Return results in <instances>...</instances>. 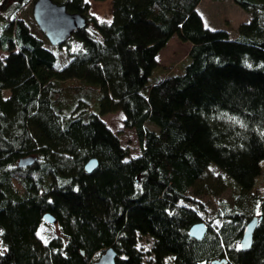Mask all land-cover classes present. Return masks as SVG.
I'll return each instance as SVG.
<instances>
[{"label": "trees", "instance_id": "1", "mask_svg": "<svg viewBox=\"0 0 264 264\" xmlns=\"http://www.w3.org/2000/svg\"><path fill=\"white\" fill-rule=\"evenodd\" d=\"M28 1H0V264H89L108 246L115 264H148L140 233L153 237V264L168 253L173 264H264V197L259 214L221 208L205 222L189 193L210 164L236 197L262 172L264 0H233L252 13L234 38L204 25L200 0H111L109 21L89 14L87 0H56L87 18L54 45L60 52L18 13ZM174 35L190 43L186 61L158 69ZM116 110L135 130L137 155L100 117ZM27 155L34 161L18 164ZM45 212L60 228L48 239L38 233ZM199 220L207 230L197 239L188 230Z\"/></svg>", "mask_w": 264, "mask_h": 264}, {"label": "rangeland", "instance_id": "2", "mask_svg": "<svg viewBox=\"0 0 264 264\" xmlns=\"http://www.w3.org/2000/svg\"><path fill=\"white\" fill-rule=\"evenodd\" d=\"M4 1V0H0ZM89 2V14L94 15L100 20H111V0H87ZM34 0H29L23 8L18 12L32 26H37L32 16V5ZM2 10V9H0ZM197 10L202 16L205 26L210 28H224L228 31L229 36L234 38L238 35L239 24L243 21L250 20L252 13L233 0H200L197 5ZM3 12V11H2ZM87 28L96 36L99 33L93 28L92 24L88 23ZM39 29V28H38ZM40 30V29H39ZM47 40V39H46ZM48 42V40H47ZM49 45H51L48 42ZM53 49L60 52L51 45ZM71 47H78V42L71 39ZM190 43L179 39L176 35L171 37L167 45L162 48L157 54V67L164 70L166 65H181L186 61ZM6 51L0 49V58L2 59ZM58 62L61 64L60 56ZM100 117L107 123L111 130L118 135V138L123 146L129 151V156L139 154L141 145L133 128H128L123 125V113L120 110L101 114ZM147 126L156 129V126L147 122ZM262 172L256 176L255 185L248 189L239 197H236L234 181L219 167L210 164L206 173L197 181L196 185L189 189V193L198 197L204 204V209L201 215L204 221H218L222 217L217 216V212L221 208L236 209L250 215L251 213L259 214V203L264 197V158L261 160ZM198 186L203 191L194 194ZM217 190V192H213ZM60 228L57 222L43 221L38 227V233L43 239H48L52 235L59 233ZM153 237L147 233L138 235V246L143 251V259L148 264H153L151 248ZM4 246L0 239V253L3 252ZM101 253H97L94 258H97ZM165 264H173V254L168 253L165 256ZM210 264V263H209Z\"/></svg>", "mask_w": 264, "mask_h": 264}, {"label": "water", "instance_id": "3", "mask_svg": "<svg viewBox=\"0 0 264 264\" xmlns=\"http://www.w3.org/2000/svg\"><path fill=\"white\" fill-rule=\"evenodd\" d=\"M32 16L38 28L51 45L63 44L74 31L86 26L87 18L85 15L69 11L64 3L56 0H34L32 5ZM35 157L27 155L18 159V164L29 165L34 161ZM96 158L91 157L85 163L86 172H90L97 165ZM259 215L251 216L246 222L245 229L240 238V247L247 249L252 242V233L259 219ZM43 219L48 222L56 221V217L50 212L43 214ZM207 230L204 221L194 222L189 227V235L194 238H201ZM117 251L113 246L103 249L102 253L92 260L89 264H115ZM225 259L214 260L212 263L220 264Z\"/></svg>", "mask_w": 264, "mask_h": 264}]
</instances>
